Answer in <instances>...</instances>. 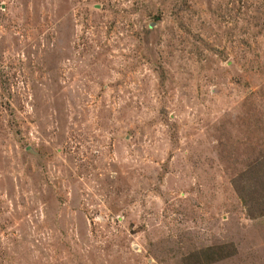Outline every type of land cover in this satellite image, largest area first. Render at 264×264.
Here are the masks:
<instances>
[{
    "label": "rangeland",
    "instance_id": "obj_1",
    "mask_svg": "<svg viewBox=\"0 0 264 264\" xmlns=\"http://www.w3.org/2000/svg\"><path fill=\"white\" fill-rule=\"evenodd\" d=\"M263 172L264 0H0V264H264Z\"/></svg>",
    "mask_w": 264,
    "mask_h": 264
},
{
    "label": "trees",
    "instance_id": "obj_2",
    "mask_svg": "<svg viewBox=\"0 0 264 264\" xmlns=\"http://www.w3.org/2000/svg\"><path fill=\"white\" fill-rule=\"evenodd\" d=\"M264 173V172H263ZM257 180V179H256ZM240 179H235L233 185L235 190L241 197L244 207L247 210L248 215L253 218H259L264 216V188L261 191H256L253 186L248 189L240 187ZM242 182V181H241ZM264 183V179H263ZM235 246L233 244L217 245L208 248H203L199 251L192 253L189 259L198 262V264H215L220 261H224L236 253Z\"/></svg>",
    "mask_w": 264,
    "mask_h": 264
}]
</instances>
